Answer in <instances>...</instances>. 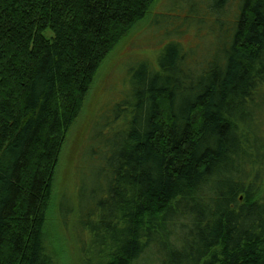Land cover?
<instances>
[{"label": "trees", "instance_id": "16d2710c", "mask_svg": "<svg viewBox=\"0 0 264 264\" xmlns=\"http://www.w3.org/2000/svg\"><path fill=\"white\" fill-rule=\"evenodd\" d=\"M157 1L0 0V264H264V0H184L206 39L130 68L48 222L67 131Z\"/></svg>", "mask_w": 264, "mask_h": 264}, {"label": "rangeland", "instance_id": "374dc122", "mask_svg": "<svg viewBox=\"0 0 264 264\" xmlns=\"http://www.w3.org/2000/svg\"><path fill=\"white\" fill-rule=\"evenodd\" d=\"M171 2V0H158L151 8L150 13L152 14L150 17L139 24L125 40L117 45L101 67L100 73L96 76V80L76 121L67 131L56 168L52 206L48 215V222H61L60 218L64 214V209L60 206L63 203L61 198L63 193L67 198L74 197L80 179V169L89 162V153L85 150L88 144H90L88 148H91L90 160L94 162V159L98 158V145L94 140H91V133H95L96 124L103 125L105 121L110 120H112L111 126L119 123V117L112 119L114 112L111 109H114V106L123 100L124 94L128 91L130 68L143 61L153 65L165 48L167 41L178 40L197 49L203 38L206 39L205 32L199 33L197 36L195 33L196 27L184 25L183 21L188 11L186 2L184 0L179 1L174 7H170ZM168 9L171 11L168 12ZM162 14H169L171 17L165 18V20L162 17H157L158 19L153 17ZM175 29L182 31L181 35H175V31H173ZM204 34L205 37H203ZM50 35L51 33L48 31L46 36L49 37ZM203 51L204 49L199 54L202 55V59L206 57ZM104 118L107 119L104 121ZM260 119L262 129L260 135L262 138L264 137V112ZM107 131L108 125H104L101 128V133L107 134ZM93 187L94 183H92ZM61 209H63L62 212ZM68 220H73L72 215L66 216V221ZM53 226L54 224H51L53 232L49 227L46 231L51 239L53 234L55 239L57 236L62 238V235L57 231L58 226L56 223L54 228ZM63 241L67 246H71L70 236L67 235L66 237L64 234L63 240H58L57 243L63 244Z\"/></svg>", "mask_w": 264, "mask_h": 264}]
</instances>
